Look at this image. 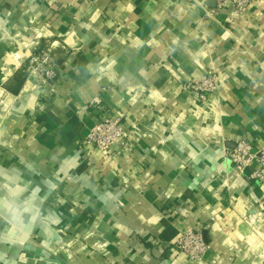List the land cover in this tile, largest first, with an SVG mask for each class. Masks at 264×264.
<instances>
[{"label": "crops", "instance_id": "1", "mask_svg": "<svg viewBox=\"0 0 264 264\" xmlns=\"http://www.w3.org/2000/svg\"><path fill=\"white\" fill-rule=\"evenodd\" d=\"M213 6L0 0V264H264V168L222 157L264 147V0ZM42 47L50 89L25 72ZM208 71L215 91L186 89ZM115 117L122 141L85 146ZM188 228L201 261L175 248Z\"/></svg>", "mask_w": 264, "mask_h": 264}, {"label": "built area", "instance_id": "2", "mask_svg": "<svg viewBox=\"0 0 264 264\" xmlns=\"http://www.w3.org/2000/svg\"><path fill=\"white\" fill-rule=\"evenodd\" d=\"M255 0H213L214 6L209 13H216L229 4L235 13H241ZM25 72L30 87L50 89L57 81L56 62L49 49H38L30 54L25 62ZM217 88L216 75L208 71L202 79L186 84V89L199 95H206ZM124 130L120 117L102 118L97 120L87 131L84 144L91 149L108 153L118 144ZM122 141V140H121ZM123 143V142H122ZM223 159L229 164L231 171L240 176L253 162L264 168V147L252 152L244 141H235L231 148L225 149ZM261 172L254 171L250 178H260ZM209 244L200 229H185L175 241V248L190 260L201 261Z\"/></svg>", "mask_w": 264, "mask_h": 264}, {"label": "rangeland", "instance_id": "3", "mask_svg": "<svg viewBox=\"0 0 264 264\" xmlns=\"http://www.w3.org/2000/svg\"><path fill=\"white\" fill-rule=\"evenodd\" d=\"M43 49H47L46 47H42ZM42 48H40V49H42Z\"/></svg>", "mask_w": 264, "mask_h": 264}]
</instances>
